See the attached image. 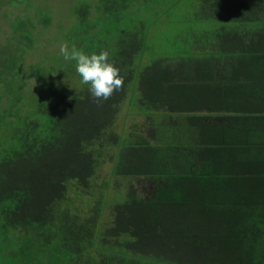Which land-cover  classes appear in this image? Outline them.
I'll list each match as a JSON object with an SVG mask.
<instances>
[{
	"label": "trees",
	"instance_id": "trees-1",
	"mask_svg": "<svg viewBox=\"0 0 264 264\" xmlns=\"http://www.w3.org/2000/svg\"><path fill=\"white\" fill-rule=\"evenodd\" d=\"M51 8L0 0V264H264V0Z\"/></svg>",
	"mask_w": 264,
	"mask_h": 264
},
{
	"label": "rangeland",
	"instance_id": "rangeland-1",
	"mask_svg": "<svg viewBox=\"0 0 264 264\" xmlns=\"http://www.w3.org/2000/svg\"><path fill=\"white\" fill-rule=\"evenodd\" d=\"M51 5V10L53 15L56 18L54 21L59 22V19L63 17L65 10L68 9L70 1L72 0H47ZM196 13V14H194ZM148 24L150 26H155L152 35L148 32H145L146 41L151 48V51L146 55L149 57H155L166 51L168 46V39L171 43L175 42V39L179 42L180 45L184 46H199L201 47L204 38V34L208 33L209 25L206 22L199 20L194 23L192 19L194 17L206 18L211 15H208V10L206 6L200 7L197 11H183L179 14L169 18V16L164 13L162 10H151L148 13ZM213 15V14H212ZM148 62L149 59H144V62ZM122 134H126V130L119 129ZM135 257L142 258L144 261L152 262L157 258L155 256H142L134 255Z\"/></svg>",
	"mask_w": 264,
	"mask_h": 264
}]
</instances>
